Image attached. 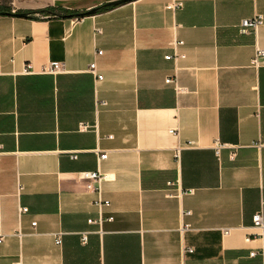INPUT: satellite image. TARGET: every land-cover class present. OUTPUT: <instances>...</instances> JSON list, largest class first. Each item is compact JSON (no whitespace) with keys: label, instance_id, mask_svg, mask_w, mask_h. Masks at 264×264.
I'll return each instance as SVG.
<instances>
[{"label":"crops","instance_id":"obj_1","mask_svg":"<svg viewBox=\"0 0 264 264\" xmlns=\"http://www.w3.org/2000/svg\"><path fill=\"white\" fill-rule=\"evenodd\" d=\"M173 1L0 14V264H264V22L238 31L264 0ZM176 40L184 58L166 59ZM84 170L103 175L98 191Z\"/></svg>","mask_w":264,"mask_h":264},{"label":"built area","instance_id":"obj_2","mask_svg":"<svg viewBox=\"0 0 264 264\" xmlns=\"http://www.w3.org/2000/svg\"><path fill=\"white\" fill-rule=\"evenodd\" d=\"M183 5V3L180 0H175L173 2H170V4L168 5L170 8L175 9V8H180ZM264 22V16H262L260 13H255L254 16L252 17H248V18H243L240 20L239 25H238V31L242 32V33H247V32H254L255 30ZM182 41L181 40H176L174 42L171 43L172 48L174 49L173 51H175L173 54H167L165 55L166 59H172L174 61H177V59H182L184 58V54L181 52H178L176 49V47H178L179 45H182ZM96 55L101 54V50L97 49V51L95 52ZM264 59V50L261 48H257L256 49V53L255 56L253 57V59L251 60V63L254 65H259L260 62H262V60ZM89 72H91L93 75H95L96 80L97 79H101L102 75L100 73L96 72L95 69V62H91L88 65ZM47 72L49 73H61L64 72V64L61 61H50L49 64L47 65L46 69ZM24 71L29 72L28 71V66H25ZM166 83H173L176 87H177V79H176V75L171 76V77H167L165 79ZM83 128H85V125L83 126ZM216 153H218V146L216 148ZM106 156V154H100L99 159L100 158H104ZM175 158L178 157V150L175 153ZM70 157L75 158V153L70 152ZM103 177V175L97 171H90V170H84L83 172H79L78 173V178L80 180L83 181H87L85 183L86 188L91 189V190H95L98 191V183L100 182V179ZM184 192H191V190H186ZM109 203L108 200H103V199H99L97 204L99 206H101L102 204L107 205ZM264 205V199L261 201V209L259 211H257L253 216H252V223H254V226L257 227H261L264 226L263 223V206ZM27 210L26 207H21L19 209V215H21L23 212H25ZM186 214H189V211L185 212ZM108 220H111V217L107 218ZM89 222L92 223L94 222L93 219H89ZM31 227L34 228L36 225V221H32L31 222ZM188 225L187 224H183L182 230L183 229H187ZM227 231L224 230L223 233H226ZM85 236L83 237V241H85ZM2 240V235H0V241ZM55 242L58 244L60 243V237L56 236L55 238ZM187 251H192L191 248H187ZM251 255L254 254V252H250ZM19 264V263H18Z\"/></svg>","mask_w":264,"mask_h":264},{"label":"trees","instance_id":"obj_3","mask_svg":"<svg viewBox=\"0 0 264 264\" xmlns=\"http://www.w3.org/2000/svg\"><path fill=\"white\" fill-rule=\"evenodd\" d=\"M113 5H108V4H102L101 6H98L95 10V12L101 11V10H105V9H109L111 8ZM10 11L9 8L0 5V14L1 11ZM29 16L26 17L28 19H48L51 17H74L77 16L78 12L74 11V10H70L67 8H61V7H55V6H47V8L44 9H36V10H32V11H26ZM36 14H40L42 17H37Z\"/></svg>","mask_w":264,"mask_h":264},{"label":"water","instance_id":"obj_4","mask_svg":"<svg viewBox=\"0 0 264 264\" xmlns=\"http://www.w3.org/2000/svg\"><path fill=\"white\" fill-rule=\"evenodd\" d=\"M127 1H130V0H111L110 2H107L106 4L108 5H115V4H120V3H125ZM97 7L93 8V9H90V10H87L85 12H79L77 14V16H80L82 14H85V15H89V14H94L95 13V10H96ZM2 14H5V15H11V16H19V17H28L29 14L26 12V11H1Z\"/></svg>","mask_w":264,"mask_h":264},{"label":"rangeland","instance_id":"obj_5","mask_svg":"<svg viewBox=\"0 0 264 264\" xmlns=\"http://www.w3.org/2000/svg\"><path fill=\"white\" fill-rule=\"evenodd\" d=\"M1 5V4H0ZM3 6V5H2ZM37 17H42L40 14H36Z\"/></svg>","mask_w":264,"mask_h":264}]
</instances>
